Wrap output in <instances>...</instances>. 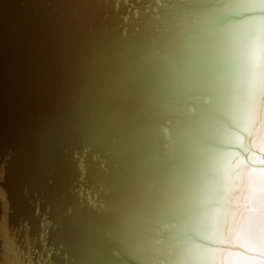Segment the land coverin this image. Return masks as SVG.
<instances>
[{"label":"snow or ice","instance_id":"1","mask_svg":"<svg viewBox=\"0 0 264 264\" xmlns=\"http://www.w3.org/2000/svg\"><path fill=\"white\" fill-rule=\"evenodd\" d=\"M155 60L164 68L158 112L165 135L154 163L115 206V233L142 258L133 264H232L225 257L239 252L227 249L241 248L228 243L234 233L244 253L257 236L264 246V175L251 168L222 176L218 164L222 152L242 154L258 98L264 119V0H185ZM220 94L238 104L243 126L215 104ZM240 163L248 167L247 159ZM13 236L0 227V264L5 238L16 252Z\"/></svg>","mask_w":264,"mask_h":264},{"label":"water","instance_id":"2","mask_svg":"<svg viewBox=\"0 0 264 264\" xmlns=\"http://www.w3.org/2000/svg\"><path fill=\"white\" fill-rule=\"evenodd\" d=\"M112 1L0 0V221L24 264L80 263L76 193L84 206L85 189L102 195L88 178L86 43L98 32L127 33L125 12L137 24L133 8L150 0H126L128 9Z\"/></svg>","mask_w":264,"mask_h":264},{"label":"bare ground","instance_id":"3","mask_svg":"<svg viewBox=\"0 0 264 264\" xmlns=\"http://www.w3.org/2000/svg\"><path fill=\"white\" fill-rule=\"evenodd\" d=\"M118 2L112 1L113 9ZM122 4L128 9L126 0H122ZM184 5L185 0H150L143 8H133L132 15L138 17L137 24L128 20L129 12H125L122 21L126 24L122 29L127 24L131 26L127 33L98 32L92 41L88 39L89 44L86 43L81 68L84 79L81 100L84 115L88 117L84 129L90 133L88 178L91 185L97 184L102 189V195L97 196L98 190L90 196L85 189L84 206L81 188L77 190L80 201L74 207L71 221L78 231L79 264H133L142 259L115 233L117 217L114 209L143 168L150 167L160 151L159 140L165 133L159 126L158 104L162 101L160 87L164 68L156 62L155 53L163 48L171 35L176 13ZM189 103L196 104L197 101ZM215 104L231 111L242 126L246 123L238 104L228 96L218 95ZM256 111L251 134L246 133L243 142L242 154L222 152L218 155L220 175L237 177L241 171L247 174L251 168L255 169L252 174L257 178L264 175L260 171L264 168L260 163L264 160V119L260 117L259 98ZM202 122L198 121L192 128ZM244 159H247V168L241 167L240 161ZM105 161L108 168L102 166ZM79 169L82 174L81 162ZM0 198L5 208L1 189ZM0 227L7 229L5 218L0 221ZM10 243L4 239V264H24L16 245L15 253L8 251ZM228 243L241 245L240 249L234 246L227 249L229 253L239 252L225 257L232 264H264V246L259 236L256 246L248 253L243 252L242 240L235 233ZM138 246L143 247V242Z\"/></svg>","mask_w":264,"mask_h":264}]
</instances>
